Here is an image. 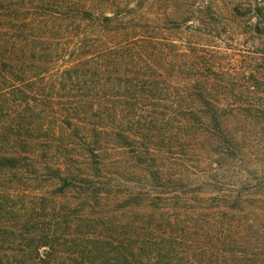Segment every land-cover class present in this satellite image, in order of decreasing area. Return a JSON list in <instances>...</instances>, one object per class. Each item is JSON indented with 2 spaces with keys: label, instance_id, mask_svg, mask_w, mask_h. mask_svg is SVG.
<instances>
[{
  "label": "trees",
  "instance_id": "obj_1",
  "mask_svg": "<svg viewBox=\"0 0 264 264\" xmlns=\"http://www.w3.org/2000/svg\"><path fill=\"white\" fill-rule=\"evenodd\" d=\"M0 264H264V0H0Z\"/></svg>",
  "mask_w": 264,
  "mask_h": 264
}]
</instances>
